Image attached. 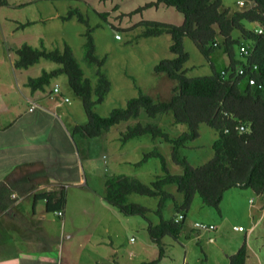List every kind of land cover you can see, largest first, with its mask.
Instances as JSON below:
<instances>
[{
  "label": "trees",
  "instance_id": "trees-1",
  "mask_svg": "<svg viewBox=\"0 0 264 264\" xmlns=\"http://www.w3.org/2000/svg\"><path fill=\"white\" fill-rule=\"evenodd\" d=\"M248 1L253 4L251 8L232 12L224 7L223 0H155L131 13L132 16L163 4L176 9L184 16V22L180 26L156 21L140 23V26L145 28L142 34L144 38L165 34L171 37L169 50L175 58L161 61L155 66L154 72L165 74L177 84L168 101L158 100L140 92L136 98L127 102L125 108L114 109L106 117L94 111L97 105L104 102L105 96L111 90L109 80L100 70L106 59H99L95 55L92 29L78 10L69 11L62 19L68 21L77 18L87 26L84 35L85 60L89 65L100 68L96 73L95 85L85 76L68 45H65L62 51H48L43 45L41 48H34L24 43L16 50L17 59L13 67L17 70H28L42 59L60 65L57 70L44 71L40 77L29 79L27 84L32 92H36L48 86L53 78L67 76L69 87L81 98L87 116L86 124L75 126L72 136L78 135L84 139L99 138L123 122L138 119L142 111L152 119L171 113L175 124L188 126L187 132L173 138L156 124L138 123L128 127L120 137L122 144L146 135L171 144L172 160L183 168V174H171L163 154L153 150L144 154L143 159L137 163V166H141L151 158L160 160L163 175L158 176L151 185L128 176H114L105 183L104 200L109 206L125 216H140L147 222V232L152 243L158 248V257L155 261L144 264L161 263L166 253L163 239H179L184 221L177 223L176 219L181 214L186 216L196 196L201 198L204 206L214 209L220 215L221 203L229 190L251 189L257 195L264 194V0ZM3 4H6L5 0H0V5ZM101 16L106 20L107 14ZM32 24H21L19 28ZM246 24H257L262 33L248 29ZM234 31H239L240 37L234 38ZM186 38L192 40L208 60L217 47L223 48L228 57V66L222 71L214 70L211 76L187 77L184 71V66L189 61V54L184 48ZM218 38L223 40L219 46ZM242 46L249 47L246 55L241 52ZM241 69L244 70V75H239ZM249 78H254L257 85L250 86ZM202 124L217 132L218 136L213 144L214 156L206 164L193 167L185 157L180 156V149L199 138ZM240 125H243L246 131H239L237 128ZM170 185H176L182 195L181 203H177L174 195L165 190V187ZM33 190L34 187L22 190L21 186L13 184L10 180L0 181V214L16 202L12 199L14 192L17 191L19 197H23ZM133 194L159 200L158 209L154 212L160 220L158 224L152 223L149 209L129 203L128 198ZM34 200L45 201L47 212L63 213L67 205V192L61 189L40 193L34 196ZM168 201L174 202L176 212L175 218L171 220L163 218ZM247 258L248 250L244 243L229 257V264H246Z\"/></svg>",
  "mask_w": 264,
  "mask_h": 264
},
{
  "label": "rangeland",
  "instance_id": "rangeland-1",
  "mask_svg": "<svg viewBox=\"0 0 264 264\" xmlns=\"http://www.w3.org/2000/svg\"><path fill=\"white\" fill-rule=\"evenodd\" d=\"M26 1L9 0L10 4L7 7L0 8V94L4 93L0 103L3 105L9 103L16 106V113L11 117L13 120L33 106L32 101L24 99L21 90L17 88V84H22L26 76H38L42 70L51 71L60 67L54 62L42 60L40 65L32 68L29 72H17V69L13 67V62L17 58L16 50L24 43L35 48H41L43 45L48 51H62L65 45L70 46L85 76L94 85L96 84V73L100 68L95 65H89L85 60L84 45L86 38L84 35L87 31V26L80 23L77 18L68 21H64L61 18V16L67 15L70 10H78L88 21L96 47L95 55L99 59H106L100 70L109 80L111 90L105 96L104 102L94 108L95 113L106 117L114 109L125 108L127 102L132 98H136L140 92L154 97L156 90L157 92L160 91L161 95H159L160 99L158 100L162 101H168L172 96V85L177 83L170 80L165 74L154 72L155 66L161 61L175 58L169 50L172 44L171 37L165 34L159 37L144 38L142 34L145 28L140 26V23L142 21H156L178 26L180 20H183V15L177 12L176 9L161 5L160 8H151L142 13L130 15L138 8L155 0H38L36 1L37 3L27 8L23 7V9L20 8L18 10L11 8L12 4L15 5ZM237 1L239 0H223V4L226 9H230L232 12L247 10L253 6L250 1L242 0L245 2V6L240 7ZM103 14H107L106 20L101 16ZM31 20L38 21L33 26L19 28L20 24H25ZM246 27L250 30H258L257 24H246ZM117 35L120 37L119 39H117ZM232 36L234 38L240 37L239 31H234ZM222 41L221 38H218V46L222 44ZM184 48L186 53L189 54V61L184 66L186 76L189 78L211 76L214 70L222 71L227 66L228 57L223 48L217 47L218 49L216 48L212 53L210 60L200 53L190 39H185ZM54 83L61 85V89L65 91V96L59 97L60 100L58 102H61L66 97L70 100V103L59 109L65 115L63 118L64 126L71 128L76 125L86 124L87 116L82 100L69 87L67 76L62 75ZM54 83L52 84L54 85ZM31 122L32 118L25 121L28 124ZM138 123L144 125L149 123L156 124L174 138L188 131L187 125L174 123L171 113L152 119L142 111L138 119H132L115 126L101 138L102 140H94L95 138L86 139L85 148L90 150L93 147L92 151L94 152L96 166L102 165V172L95 167L94 175L88 174L89 186H96L98 191L102 190V186L100 189L98 184L95 185L101 176L99 173L102 176L108 174L106 171L108 162L110 160H119L123 154L132 163L121 166V169H114V166H118L115 164L113 166L115 173L125 174L128 177H137L144 184L151 185L158 176L163 175L160 160L152 158L141 166H137V163L143 159L144 153L153 150H158L163 154L171 174H183V168L176 165L172 160V145L161 139H153L150 135H146L135 138L125 148L122 143H118L121 133L125 132L128 127ZM43 124H46V122L42 123V126ZM51 133H53V130L44 133L46 135L43 141L38 142V148L42 151V156L45 155L52 165L57 166L59 163V149L57 148L59 142H51ZM199 134L198 139L180 149V156L185 157L193 167L202 166L213 158V144L218 136L215 130L205 124L200 125ZM104 139H117L114 142L115 144L113 143L109 146L108 152H102L95 146L96 144L92 145V143H96L93 141H103ZM83 147H80V149H83ZM71 170L73 173L78 172L76 168ZM85 189L84 186H82V190L71 187L68 210L69 212L78 213L77 201H79L80 196L85 198L82 202L86 201L89 207L81 209L80 213L84 214V212H87L83 218L87 222L86 225L93 228L91 226L92 212L90 211V206H94L95 211L100 210V207L97 208L95 200L99 198L93 192ZM166 191L173 194L176 198L182 199V195L178 192L176 185L167 186ZM129 203L146 207L151 211L149 214L151 221L159 223V218L154 213L158 209L159 200L157 198L133 194L129 197ZM210 211L214 210L204 206L201 198L196 196L187 215L180 243H175L172 238L165 240L164 244L167 245L165 248L166 257L161 264H183L185 245L188 246L187 264H211L213 256H216L217 259L222 258L223 254L218 249V246H229L236 241L245 239L246 233L244 231L234 230V226L248 230L245 222L238 219L225 221L222 225L217 220L214 224H217L218 230L209 233L202 232L207 234L199 240L196 239L191 229L196 222L204 221L203 223L210 224L208 223L212 213ZM175 213L173 202L170 201L163 212V218L170 220L175 216ZM124 217L127 218L125 215ZM128 219H130L129 222H126L128 231L124 232L117 242L115 253L109 252L113 264H138L140 258L150 259L157 250V247L151 244L152 242L147 232V222L140 216H128ZM208 234L217 239L216 244L206 242ZM150 245H152L153 250H151ZM138 247H144L142 254L137 253ZM208 258L209 260H207Z\"/></svg>",
  "mask_w": 264,
  "mask_h": 264
},
{
  "label": "crops",
  "instance_id": "crops-1",
  "mask_svg": "<svg viewBox=\"0 0 264 264\" xmlns=\"http://www.w3.org/2000/svg\"><path fill=\"white\" fill-rule=\"evenodd\" d=\"M36 1L38 0H27L23 3L12 4L11 8L16 10L23 9V7L27 8L37 3ZM5 2L6 4L0 5L1 9L10 4L9 0H5ZM65 16H61V18ZM36 21L31 20L29 22H32L31 26H33ZM183 22L184 16L178 26L182 25ZM42 60L28 70H17V72H29L32 68L40 65ZM44 71L46 70H42L38 76H26L22 84H17V88L21 90L24 99L32 101L35 104L32 111L29 108L28 111L13 120L11 117L16 113V106L9 103L6 105L0 103V181L10 180L13 184L21 186L22 190L34 187L33 191L23 197H19L17 191L14 192L19 198L6 212L0 214V264H113L109 252L115 253L117 242L124 232L128 231L126 222H129L130 219H128V216L127 218L124 217L116 208L109 206L105 202V183L111 177L126 176L125 174L115 173L114 169H121V166L129 165L132 162L127 160L125 154L117 161L110 160L107 164L108 169L106 170L108 174L102 176L99 173L101 176L95 183V185L98 184L100 189L102 186V190L98 191L96 190V186H89L88 174L94 175L95 167L102 172V165L96 166L94 152L92 151L93 147L90 150L85 148L86 139L72 136V130L75 126L71 128L64 126L63 118L65 115L59 109L64 107L66 103L61 104V102L53 101L49 98V93L52 89L56 85H59L58 83H54L55 80L62 75L53 78L50 84L42 90L32 92L28 87V80L40 77ZM59 86L61 88V85ZM175 86L176 84H173L171 89L173 90ZM63 95L65 96V91L61 89V96L63 97ZM159 95H161L160 91L157 92L156 90L153 96L156 97L155 99H160ZM3 97L4 93H1L0 99ZM29 118H32V122L29 124L25 123ZM40 122H46V124L42 126ZM50 130H53L51 142H59V145H57L59 149V163L57 166L52 165L45 155L42 156V151L38 148V142L43 141L46 135L44 133L51 132ZM105 134L94 140H102L101 138ZM116 140L104 139L103 141H93L96 143H92V145L96 144L95 146L102 152H108L109 146ZM133 140L123 144L124 148ZM118 143L121 144L122 142L118 141ZM80 147H83V149H80ZM115 164L120 167L114 166ZM113 166L115 167L114 169ZM72 168H76L78 172L73 173ZM132 178L138 179L137 177ZM141 182L143 183V181ZM82 186L86 188L85 190L93 192L99 198L95 200L97 208L100 207V210L95 211V207L90 206V211L92 212L91 226L93 228L86 225L87 222L83 218L87 212H84V214L80 213L81 209L89 207L86 201L82 202L85 198L80 196L79 201H77L78 213L69 212L68 210L71 187L82 190ZM61 189H65L67 192V205L61 217L57 212H47L45 201L39 200L35 202L34 200L36 194L54 192ZM175 200L177 203L182 202V199L179 197H175ZM168 203L170 201L166 203V206ZM220 209V215L214 209H212L214 211H210L212 212L211 218L208 221L210 225H214L218 230L217 224H214L217 220L222 225L225 221L238 219L245 222L248 230L243 229L244 233H246L244 240L236 241L229 246H218V249L223 254L222 258L217 259L216 256H213L211 264H229V257L234 255L244 243L248 250L246 264H264V194L257 195L251 189L229 190L224 195ZM188 213L185 216L183 231L179 239L177 241L173 240L175 243H180ZM152 223L158 224L153 221ZM239 228L242 227L234 226L235 231ZM191 231L198 240L207 234L197 232L194 226ZM209 235L206 242L216 244L217 239ZM167 238L170 237H165L163 243L166 242ZM152 245H150L151 250H153ZM164 245L166 248L167 245ZM184 247L183 264H187L188 246L185 245ZM143 251L144 247H138L137 253L142 254ZM211 253L213 254V252ZM157 257L158 248L150 259L140 258L138 264L153 262ZM207 262L209 263V261Z\"/></svg>",
  "mask_w": 264,
  "mask_h": 264
},
{
  "label": "built area",
  "instance_id": "built-area-1",
  "mask_svg": "<svg viewBox=\"0 0 264 264\" xmlns=\"http://www.w3.org/2000/svg\"><path fill=\"white\" fill-rule=\"evenodd\" d=\"M237 4H238V6H240V7H244L245 6V2L244 1H242V0H239L238 2H237ZM259 34H261L262 33V30H258L257 31ZM120 37L117 35V39H119ZM215 46H217L216 44H215ZM248 51H249V47L248 46H246V47H241V52L243 53V54H247L248 53ZM255 69H256V67H255ZM245 73H244V70L243 69H241V70H239V75H244ZM248 83H249V85L250 86H256L257 85V82H256V80L254 79V78H249L248 79ZM259 88H261V86H258ZM59 96H61V88H60V86L59 85H56L54 88H53V90L49 93V98L51 99V100H53V101H59ZM62 103H70V100H69V98H64L62 101H61V104ZM57 105H59L60 106V104L59 103H57ZM34 106H35V104L33 103V106L31 107V109H30V111H32L33 110V108H34ZM239 131H241V132H244V131H246V129H245V127L243 126V125H240V126H238V128H237ZM19 197L16 195V193H13L12 194V199H14V200H17ZM60 217L63 215V213H61V212H58L57 213ZM185 220V217H184V215L183 214H181V215H179L178 216V218L176 219V222L178 223V222H181V221H184ZM194 229L197 231V232H214V231H216L217 230V228L214 226V225H210V224H207V223H203V222H196L195 224H194ZM239 231H243V228H239L238 229Z\"/></svg>",
  "mask_w": 264,
  "mask_h": 264
}]
</instances>
